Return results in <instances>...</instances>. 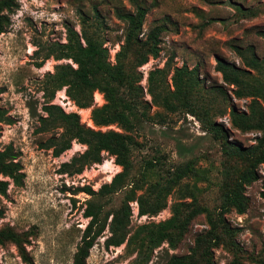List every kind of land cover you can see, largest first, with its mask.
I'll return each mask as SVG.
<instances>
[{"label":"rangeland","instance_id":"1","mask_svg":"<svg viewBox=\"0 0 264 264\" xmlns=\"http://www.w3.org/2000/svg\"><path fill=\"white\" fill-rule=\"evenodd\" d=\"M19 9L11 15V23L0 34V110L7 119L0 123V149L11 145L23 172L21 185L10 182L6 195L0 196V228L11 227L18 233L27 232L26 249L34 264H71L81 240L82 231L88 223L84 211L90 196L82 191L90 186L97 191L120 171L113 158L106 156L101 164L86 168L81 174L68 175L60 172L62 162L85 150L86 146L72 142L71 149L59 157L50 149L43 148L47 138L62 132L64 123L49 116L45 105L59 106L63 112H75L81 124L94 127L90 120V108H80L69 96V85L59 82L58 74L76 68L72 60H47L37 67L39 57L34 53L37 44L53 41L65 42L66 30L73 28L83 46L86 37L97 43L108 64L114 63L118 49L117 40L124 31V23L115 14L116 8L132 11L134 3L142 4L147 14L143 32L156 25L166 29L161 34L160 52L156 58L139 68L144 100L151 103L150 91L157 92L156 85L170 86L171 67L187 65L195 67L205 88L225 87L221 74L216 70V57H221L238 66L239 56L230 48L235 42L245 47L252 45L259 57H264V38L257 34L264 29V0H18ZM96 6L101 19H94ZM255 11L254 16H245L237 11ZM90 16L84 22L82 16ZM170 65V67L168 66ZM228 107L247 112L250 98H236L228 90ZM216 103L220 98L214 95ZM93 104L105 103L98 89L92 90ZM223 106V104H221ZM154 111L165 113L161 107ZM223 124L228 139L236 145L249 147L255 144L260 133L242 132L234 128L228 114L217 117ZM117 129L116 126L102 127ZM137 144L133 147L131 176L137 187L132 188L137 196L143 192L148 180L156 176L157 168L144 170L147 159L163 153L165 166L177 164L191 156L200 158L198 166L209 168L214 183H200L203 192L200 200L209 206L218 198L221 151L218 141L207 134L193 116L169 113L165 123L145 122L138 124ZM260 178L246 188L248 208L244 214L231 211L225 215L233 230L232 240L242 264H255L250 257L264 258V201L260 197L264 181V167L258 168ZM128 188L104 197L94 198L101 204L102 215L109 214V223L115 211L128 206L129 225L132 229L148 222H159L171 214V197L168 206L153 217L139 216L137 203ZM208 229L204 216L196 217L189 225L183 240L175 250L163 244L155 249L149 264H159L168 254H186L193 246L197 235ZM111 235L108 226L89 251L87 264H131L134 255H127L125 243L106 246ZM215 264H233V255L227 245L213 250ZM0 264H26L16 247L6 243L0 247Z\"/></svg>","mask_w":264,"mask_h":264},{"label":"trees","instance_id":"2","mask_svg":"<svg viewBox=\"0 0 264 264\" xmlns=\"http://www.w3.org/2000/svg\"><path fill=\"white\" fill-rule=\"evenodd\" d=\"M19 9L18 0H0V34L11 23V15ZM94 19L100 18L96 6L93 7ZM237 11L245 16L256 15L255 11L241 6ZM115 14L124 23V31L117 40L118 49L114 54V63L104 61L103 53L97 43L86 37L87 45L83 46L76 31L68 27L66 41H53L37 44L34 53L42 67L49 59H69L76 68L58 74L59 82L69 85V96L80 108H90V120L94 127L80 123L75 112L65 113L59 106L49 104L43 109L49 116H54L64 123L62 132L56 133L43 144L50 149L52 155L59 157L71 149L75 141L86 146L85 150L73 155L68 161L62 162L60 172L68 175L81 174L94 164H101L109 156L114 164L121 169L110 183L103 184L95 191L90 186L82 188L90 198L84 211L88 223L82 231L81 240L73 255L71 264H87L89 251L95 241L102 235L106 227L111 235L106 239V246H120L125 243L127 255H134L131 264H149L155 249L163 244L168 250H175L188 231L190 223L202 215L208 229L197 235L194 244L186 254H168L159 264H215L213 250L227 245L233 255V264H242L243 256L235 249L232 236L233 230L225 218L231 211L244 214L248 208L246 188L260 178L258 168L264 167V57H259L252 45L241 46L235 42L230 48L239 56L242 65L238 66L221 57H216V70L221 74L222 81L236 98H250L247 112H239L228 107L229 95L222 86L205 88L195 67L183 64L171 67L170 86L160 83L157 92L150 91L151 103L144 100V89L141 86L142 73L139 68L150 58H156L160 52L161 34L165 26L156 25L143 32V24L147 14L146 8L134 3L132 11L116 8ZM88 16H82L84 22ZM257 34L264 38V29ZM170 67V65H168ZM98 89L105 100L101 106L93 104L92 90ZM214 95L220 98L217 104ZM223 104V106H221ZM153 107H161L165 113L149 111ZM169 113H182L193 116L199 121L201 128L218 141L221 151L218 198L212 207L202 203L200 195L203 188L200 183H214L209 168L198 166L200 158L191 156L177 164L165 166L166 157L163 153L147 159L145 171L157 168L156 176L148 180L143 192L135 195L132 188L137 182L131 176L133 169L132 151L137 144L138 124L141 121L165 123ZM228 114L231 125L242 131H257L255 144L249 147L236 145L228 139L223 124L216 121L217 117ZM6 114L0 110V123L6 120ZM116 126L115 129L102 127ZM23 172L17 160V153L11 145L0 149V196L6 195L10 182L21 185ZM128 188L132 199L137 203L139 216L153 217L168 206L171 197L170 216L159 222H148L132 229L129 225L128 206L113 213L108 223V215H102L101 204L94 198ZM260 197L264 201V181ZM3 210L0 208V218ZM6 243L13 244L26 264H34L26 249L28 233H18L7 226L0 228V247ZM255 264H264L262 257H250Z\"/></svg>","mask_w":264,"mask_h":264}]
</instances>
